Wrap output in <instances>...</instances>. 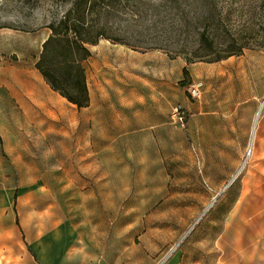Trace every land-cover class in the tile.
<instances>
[{
  "label": "rangeland",
  "instance_id": "1",
  "mask_svg": "<svg viewBox=\"0 0 264 264\" xmlns=\"http://www.w3.org/2000/svg\"><path fill=\"white\" fill-rule=\"evenodd\" d=\"M75 4L96 38L84 107L35 68L48 23ZM254 51L264 0H0V264H213L212 199L238 195L253 139L232 177L207 156V101L226 83L206 67Z\"/></svg>",
  "mask_w": 264,
  "mask_h": 264
},
{
  "label": "crops",
  "instance_id": "2",
  "mask_svg": "<svg viewBox=\"0 0 264 264\" xmlns=\"http://www.w3.org/2000/svg\"><path fill=\"white\" fill-rule=\"evenodd\" d=\"M241 56L239 61L231 55L209 62L206 67L208 79L215 78L222 71L226 83L216 97L213 96L212 100L208 98L206 106L207 156L227 160L221 173L233 176L241 165L253 134L246 164L248 177L241 181L238 195L231 198L230 194V199H223L219 192L212 199L213 215L208 220L207 232L213 234V246L220 249V252L214 251L213 264H264L254 256L264 253V53L254 51ZM234 71L246 76V79L240 80V85H234L237 78ZM225 182L221 185L223 189L229 187L230 179ZM221 187L220 190H223ZM229 200L232 201L228 203ZM227 204L231 206L229 212L225 213L223 207ZM251 214L252 219L244 220ZM222 253L250 256L242 260L234 259L231 263L223 259L218 262L217 255Z\"/></svg>",
  "mask_w": 264,
  "mask_h": 264
},
{
  "label": "trees",
  "instance_id": "3",
  "mask_svg": "<svg viewBox=\"0 0 264 264\" xmlns=\"http://www.w3.org/2000/svg\"><path fill=\"white\" fill-rule=\"evenodd\" d=\"M75 6L48 23L50 33L41 44L35 68L51 89L77 107H84L89 103L84 61L90 56L87 44L95 43L96 38L90 35V26Z\"/></svg>",
  "mask_w": 264,
  "mask_h": 264
},
{
  "label": "bare ground",
  "instance_id": "4",
  "mask_svg": "<svg viewBox=\"0 0 264 264\" xmlns=\"http://www.w3.org/2000/svg\"><path fill=\"white\" fill-rule=\"evenodd\" d=\"M17 80H18V84L21 88L20 90H22L24 94L28 95V98H29V96L30 97H32V96L33 97H36V96L41 97L42 94H41L38 86H36V84L33 83L34 81L32 82L31 80H29L28 77H25V75L23 77L18 76ZM61 98L65 99L64 97H61ZM41 101H42V99H41ZM256 117H257V114L255 116V120H256ZM252 133H253V131H252ZM252 138H253V134H251V141H252ZM248 152H250V150Z\"/></svg>",
  "mask_w": 264,
  "mask_h": 264
},
{
  "label": "built area",
  "instance_id": "5",
  "mask_svg": "<svg viewBox=\"0 0 264 264\" xmlns=\"http://www.w3.org/2000/svg\"><path fill=\"white\" fill-rule=\"evenodd\" d=\"M193 88H194L193 90H194L195 92H198V89H197L196 86H194ZM173 119L176 120V121H178L179 123L182 124V122H183V115H182L180 112H177V113H175V114L173 115Z\"/></svg>",
  "mask_w": 264,
  "mask_h": 264
}]
</instances>
